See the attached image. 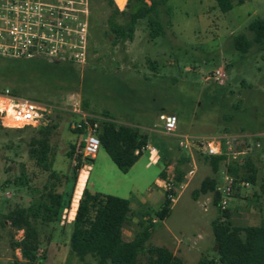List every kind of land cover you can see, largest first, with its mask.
Returning a JSON list of instances; mask_svg holds the SVG:
<instances>
[{"label": "rangeland", "instance_id": "obj_1", "mask_svg": "<svg viewBox=\"0 0 264 264\" xmlns=\"http://www.w3.org/2000/svg\"><path fill=\"white\" fill-rule=\"evenodd\" d=\"M116 1L125 13L128 0ZM89 2L87 65L74 64L77 81L36 79L20 84L14 78H0V89L7 87L43 104L50 130V169L44 170L30 153L35 148L31 141L40 137L38 131L0 123V264L26 263L19 245H15L23 231L13 228L5 215L16 206L37 203L50 190L70 196V202L58 211L55 222L37 225L40 243L34 264H96L90 256L80 260L68 248L76 179L72 177L74 162L66 151L70 143L82 141V134L77 136L71 128L80 113L98 121L110 117L116 123L137 126L146 134L147 142L157 148L164 165H171L168 172L163 170V176L175 181L182 173L181 181L189 182L176 184L171 209L161 220L154 212L164 199L156 184L162 162L148 164V153L143 152L124 173L102 148L94 158H84L83 164L92 165L87 183L91 192L130 201L125 238L133 236L140 218L156 219L147 245L169 248L175 240L183 245L196 240L199 246L208 243L209 251L178 256L184 263L195 264L203 256H215L210 222L218 218L220 209L211 193L196 198L192 195L201 179L212 175L211 167L202 147H192L193 157H188V150L178 146L176 135L161 133L158 115L174 113L177 134L193 136L197 141L219 137L226 153L220 173L227 163H242L247 158L249 164L240 174L253 170L255 185L244 178L239 181L248 185L239 184L234 189L237 194L227 205L229 220L235 225H249L264 218V147L257 140H264V136L245 135L250 133L249 123L255 132H264V49L252 46L239 56L230 45L232 34H249L246 25L254 18H264V0H244L227 12L220 11L215 0H167L171 15H164L170 19L163 22L164 35L149 37L146 20L142 19L135 24L132 40L123 44L114 40L106 22L113 5L107 0ZM124 18L125 14H119L117 21L122 23ZM84 69L88 74L82 83ZM216 69L224 73L221 82L214 79ZM247 113L255 115V120ZM254 187L256 199L251 196ZM199 234L205 237L199 240ZM144 260L143 256L139 259L140 263Z\"/></svg>", "mask_w": 264, "mask_h": 264}, {"label": "trees", "instance_id": "obj_2", "mask_svg": "<svg viewBox=\"0 0 264 264\" xmlns=\"http://www.w3.org/2000/svg\"><path fill=\"white\" fill-rule=\"evenodd\" d=\"M222 12L232 9L234 4H241L244 0H215ZM113 5L111 13L107 16L106 22L114 40L122 44L132 40L135 24L142 19L146 20L148 35L151 38L164 35L163 22L171 15L167 0H128L125 8L127 11L119 10L113 0H107ZM124 2V0H123ZM119 14H125L122 23L117 21ZM170 22V19H167ZM166 20V21H167ZM165 21V22H166ZM168 22V25H171ZM246 30L232 34L230 45L239 56L245 54L250 47L264 49V18H254L247 25ZM82 83L87 79V70L84 69ZM86 74V75H85ZM78 70L69 60H52L44 58H10L0 57V78H14L20 84L29 80L42 79L45 81H66L75 82ZM4 87L1 90L5 89ZM224 88H221L222 93ZM15 95L16 91L11 90ZM169 114H174L167 112ZM178 114V113H177ZM179 115V114H178ZM247 117L255 120V115L247 113ZM247 132L254 133L256 130L250 123ZM40 134L39 139L32 140L30 153L35 158V163L44 170L50 169L48 153L50 145L48 136L49 126L35 129ZM77 136L80 130H73ZM97 135L100 147L110 157L112 162L121 172H127L142 154L141 147L146 144L147 136L137 126L116 123L114 120L104 118L98 121ZM83 142H72L66 151L68 158L73 160L72 177L77 179L81 167L80 149ZM212 172L215 174L219 164L226 159L225 154L204 155ZM249 164L244 158L242 163L232 161L227 164L226 171L236 181L243 178L255 184L254 171L240 174V171ZM250 169L252 167L249 166ZM51 170V174H54ZM177 172V170H176ZM178 173V172H177ZM159 175L163 177V170ZM182 173L175 178L176 183H181ZM215 177L204 178L198 189L192 192L194 198L199 194L210 192L213 203L220 209V215L211 223L214 242L217 244L215 256L201 257L195 264H264V218L256 225H235L229 220L227 207L221 209L218 199L215 197ZM237 185L234 187V189ZM236 192L233 190L232 196ZM237 194V193H236ZM255 199L257 193L255 192ZM237 196V195H236ZM254 199V200H255ZM70 196L66 197L62 192L48 191L42 195L37 203H29L26 206H16L5 216L9 224L16 230H22V238L15 243L19 245L21 256L26 260L23 264H34L36 260L35 251L40 240L38 224L55 222L58 211L68 207ZM172 201L164 195V199L158 210L154 212L159 219H164L170 209ZM131 215L130 201L112 194L91 192L84 188L78 200L74 218L70 223L68 248L80 260L90 256L96 264H186L179 257L172 254L166 247L147 245L152 231V219L140 218L137 222L139 228L133 236L126 239L123 235L124 227L128 224ZM145 258L143 263L139 259Z\"/></svg>", "mask_w": 264, "mask_h": 264}, {"label": "built area", "instance_id": "obj_3", "mask_svg": "<svg viewBox=\"0 0 264 264\" xmlns=\"http://www.w3.org/2000/svg\"><path fill=\"white\" fill-rule=\"evenodd\" d=\"M89 1L0 0V57L69 60L73 64L86 66L89 42ZM214 75V79L221 82L224 73L216 69ZM44 109L43 104L15 95L9 88L0 91V123L3 126L34 129L46 126L48 119L44 116ZM158 118L165 134L176 132L175 114L162 112ZM71 128L80 130L82 134L81 159L92 157L100 147L97 135L98 120L80 113L72 121ZM177 136V144L182 149L191 151L192 147L200 146L204 155H226L219 137L209 136L197 141L190 135ZM140 151L157 154L156 147L148 143L144 144ZM156 184L172 202L175 199L177 187L182 185L168 177H158ZM239 184L247 186L248 182L236 181L229 174H225L223 179L215 184L218 205L221 209L227 207L234 187ZM152 221L155 222L156 219Z\"/></svg>", "mask_w": 264, "mask_h": 264}, {"label": "crops", "instance_id": "obj_4", "mask_svg": "<svg viewBox=\"0 0 264 264\" xmlns=\"http://www.w3.org/2000/svg\"><path fill=\"white\" fill-rule=\"evenodd\" d=\"M162 113V112H161ZM165 113V112H164ZM162 128V127H161ZM161 133H164L163 131H162V129H161V131H160ZM179 133V132H178ZM165 134V133H164ZM171 135H179V134H177L176 132L174 133V134H171ZM245 135H253V136H255V135H263L264 136V132H254V133H248V134H245ZM177 138H178V136H177ZM257 140H259L260 141V143H261V145L264 147V140L263 139H260L259 137L257 138ZM146 143H148V144H150V145H153V144H151V143H149V142H146ZM154 146V145H153ZM157 149V148H156ZM158 151V150H157ZM146 153H148V164H150L151 162H162L161 160H160V157H161V154H159L158 152H157V154L156 155H152V154H150L149 152H147V151H145ZM96 154V153H95ZM94 154V155H95ZM187 154V156L188 157H193V155H192V153L190 152V151H188V153H186ZM94 155L92 156V158H94ZM225 162V161H224ZM227 163V162H226ZM228 164V163H227ZM227 164L226 165H224V170L220 173V166H219V168H218V170H217V172L214 174L213 172H212V170H211V172H212V175H209V177H215L216 178V183L217 182H220L222 179H223V177H224V175L225 174H228L227 173V171H226V167H227ZM220 165V164H219ZM133 166V165H132ZM162 166H163V168H162V170H164L165 172L167 171H169V168L171 167V165L170 164H167V165H164V163L162 162ZM165 167H167L168 169H165ZM91 169H92V165H85V164H83V159H81V167H80V169H79V171H78V175H77V179H76V186H75V190H74V194H73V201L75 200V203H76V205H75V207H74V209H73V218H74V214H75V211H76V207H77V204H78V200H79V198H80V196H81V194H82V191H83V189L86 187L87 188V183H88V179H89V175H90V171H91ZM160 173V172H159ZM158 177H161L160 175L158 176ZM164 177V176H163ZM206 177H208V176H206ZM205 177V178H206ZM157 180V179H156ZM203 179H201V181H202ZM201 181L199 182V184L201 183ZM189 182H188V180H186L185 182L184 181H181V184H183V185H186V184H188ZM253 185H255V184H253ZM199 188V187H198ZM197 188V189H198ZM89 190V189H88ZM255 187L253 188V193H252V197H254L255 195H253L254 193H255ZM207 193H210V192H207ZM207 193H205V194H207ZM202 195V194H201ZM204 195V194H203ZM213 195V194H212ZM198 197V196H197ZM132 211V210H131ZM133 221L134 220H136L135 218L134 219H132ZM153 223H156V221L155 222H153ZM212 222H210V224H211ZM259 223V222H258ZM257 223V224H258ZM128 225V224H127ZM249 225H256V224H249ZM211 231H212V227H211ZM213 234V233H212ZM123 235H124V231H123ZM125 237V236H124ZM205 237V234H199L198 235V238H199V240L200 239H203ZM131 238V237H130ZM197 238V237H196ZM126 239H129V237L128 238H126ZM210 244H212V245H214V247H215V242H214V237H212L211 238V241H210ZM162 247H166L167 249H169L171 252H172V254H174L175 256H183V255H188L189 253H193V254H195V253H199V254H202V253H207L208 251H209V249H210V245H208V243H206V244H203V245H201V246H199L198 245V242H196V240H194V241H192V242H190V244H185V245H183L182 244V241L181 240H175V242L174 243H172V245H171V247H167L166 245H161ZM214 247L212 248V250L215 252V250H214ZM181 259V258H180Z\"/></svg>", "mask_w": 264, "mask_h": 264}, {"label": "water", "instance_id": "obj_5", "mask_svg": "<svg viewBox=\"0 0 264 264\" xmlns=\"http://www.w3.org/2000/svg\"><path fill=\"white\" fill-rule=\"evenodd\" d=\"M113 1H114V3H115L118 7H120L116 0H113ZM215 197L218 198V193H217V192H215ZM216 248H217V244H215L214 250H215Z\"/></svg>", "mask_w": 264, "mask_h": 264}]
</instances>
